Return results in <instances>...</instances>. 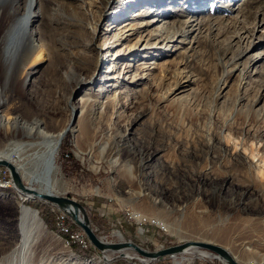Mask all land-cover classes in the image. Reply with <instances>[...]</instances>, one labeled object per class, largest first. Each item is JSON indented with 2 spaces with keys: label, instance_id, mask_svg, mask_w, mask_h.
Returning a JSON list of instances; mask_svg holds the SVG:
<instances>
[{
  "label": "rangeland",
  "instance_id": "374dc122",
  "mask_svg": "<svg viewBox=\"0 0 264 264\" xmlns=\"http://www.w3.org/2000/svg\"><path fill=\"white\" fill-rule=\"evenodd\" d=\"M17 1L23 14L28 1ZM148 1L136 6L113 0L108 6V0H36L31 29L39 35L38 52L7 87L0 65V111L19 125L11 140L0 128V152L28 140L23 125L38 123L54 134L66 129L55 160L66 190L60 196L85 207L100 238L132 241L149 251L212 244L202 240L208 238L244 264H264V0H211L196 11L188 0ZM156 2L154 16L137 17ZM10 10L9 4L0 7V38ZM203 19L210 27L185 41L157 36L151 40L157 47L147 53L128 52L114 64L120 79L77 88L81 77L109 75L114 60L99 68L97 61L102 45L122 31L119 25L134 30L113 53L139 38L144 48L162 25ZM145 65L156 69L139 71ZM181 82L185 89L172 96ZM102 87L107 92L100 97ZM85 95L90 101L82 102ZM12 159L21 163L16 154ZM20 205L37 210L46 225L36 264H144L118 254L105 261L60 208L15 188L0 194V264L18 242ZM127 213L148 218L143 232ZM150 264L227 263L195 249Z\"/></svg>",
  "mask_w": 264,
  "mask_h": 264
},
{
  "label": "bare ground",
  "instance_id": "6f19581e",
  "mask_svg": "<svg viewBox=\"0 0 264 264\" xmlns=\"http://www.w3.org/2000/svg\"><path fill=\"white\" fill-rule=\"evenodd\" d=\"M27 1L28 2L26 4V8L23 14H19L16 11V7H18L17 0H2L0 2L1 8L2 7L4 8V6L7 4H9V6L11 7V10L8 12L9 23L7 26V30L5 31L4 35H2V37L0 38V65L4 68L5 71L6 87L9 84V82L15 78L16 69L17 68L23 69L24 67L25 70L26 65L33 59L34 55L38 52V49L41 46L39 42L38 33L31 29L33 19L37 17L35 12V8L37 7L36 0H27ZM122 1L126 2V0H122ZM209 1L211 0H188V2H190L188 7L191 10L196 11L197 8L199 7L202 8L203 5ZM112 2L113 0H108L107 5L110 6ZM148 2H149L148 0H133V4L136 6L147 5ZM159 7L160 5L156 2L155 6L149 8L148 11L146 12H142L138 14L137 17L144 20L149 19L155 15ZM188 7L187 9H189ZM123 11H126V9ZM112 14L118 15L115 16L117 17L116 19L118 18L120 19V15H121L120 13L114 12ZM155 21H159V20H153L149 23H153ZM222 22L223 24L225 23L224 20ZM210 23H211L210 20L203 19L201 22H196V23L195 20L183 22V24L178 27H176V25L168 26L167 24H165L159 27L158 29H156L155 34H153L152 32V35L151 34L148 35V39L145 40L146 44L144 48H141L142 47L141 43L143 38H139L136 42L131 43L130 47H128V50L121 49L120 51L113 53L114 50L119 46V43L122 40L127 39L126 32H128L129 30H134V26H131V28L127 30L128 24L123 23L119 25V27L117 28L120 31L122 29V31L119 32L118 36L117 35L114 36L113 39H115V41L114 42L107 41L100 48V53L97 61L98 68L102 63L105 64L108 61L114 60L113 64L109 67L108 72H106L109 75L100 79L96 76V73L88 77H84V78L81 77L78 80L77 88H85L88 86L94 87L96 84L99 83H106L107 85L110 82H114L120 79L121 76L115 74L116 73L115 69H117V65H114L115 62L121 60L123 56H127L128 52H131L135 48H137L136 52L137 51L146 52L151 47H157L156 45L154 46V44L151 43V40H153L157 36L169 42L178 41L177 38L179 36H184V41H185V38H187L188 35L193 34L196 31L199 32L202 31L204 26H206V24H208V26L210 27L209 25ZM146 25L148 24H145V27ZM225 28L227 27L225 26ZM98 32L99 29L97 28L95 30V33L97 34ZM209 32H212V30L210 29ZM235 37L238 38L239 42L244 41V37L242 35L238 34ZM101 38L102 37L100 36V39ZM41 56L42 55L40 54L38 58H40ZM259 61L261 60L258 59L256 60L255 58L254 62L259 63ZM145 66L146 67L139 69V71H145V69H148V71H153L154 69H156V68H151V66L148 65ZM130 67L131 66H127L126 70L130 69ZM129 72L130 71L128 70L126 73ZM26 75L27 78L29 79V76L31 74L27 72ZM184 83L181 82L178 85L176 91L173 93L172 96H174V94L177 91L185 89L186 86ZM25 84L27 85V81L25 82ZM105 88L106 87H102V89L99 90L100 97L104 96V94L107 92ZM217 100H220V95L217 96ZM88 101H90V98L88 97V95H85L82 98V102H88ZM0 128L4 129V134H3L4 139L11 140L12 137L16 136L17 134L16 132L19 129V125L18 123L10 122V118L2 114V111H0ZM20 129H22V135L24 137H27L28 140L24 142L23 141L11 142L10 146L12 147L10 149H8L5 152H0V160H5L13 164L16 167L17 171L19 172L22 181L24 179L34 187L37 186V189L31 186L29 187L25 185L23 181L24 185L35 191V193L41 195H50V196H60L63 193H65L66 190H65L64 180L61 178H57L59 171H58V167L56 166L55 160L58 154L60 144L64 139L65 134L68 132V130L66 129L62 130L61 132H58L56 134L47 133L38 123L35 124L34 126L23 125ZM13 154L18 155L21 158L20 164H17V162H15L12 159ZM14 186L13 185L7 186L6 183H0V194L4 195L5 193L15 188L18 192H20V194H23L28 198L41 200L38 197H36L34 194H25ZM19 209H20L19 217H18L19 239L15 248L12 251H10V253L5 255L4 264H36L38 262L36 257V249L47 235L46 225L43 222V220L40 218L39 213L37 211H34L33 209L26 207L24 205H20ZM64 213L67 214L66 212ZM133 215L138 220L140 219L142 221H148V218L147 219L142 218L140 215H135L134 213ZM61 224L59 226H61ZM62 226H63L61 227L62 231H65L67 233L70 232V230L64 227L63 224ZM170 231L171 233H174L172 228ZM140 232L142 231L140 230ZM117 236L120 237V239H122L120 234H117ZM72 238L73 239L76 238V240L80 242V237L78 235L76 236L72 235ZM100 240L103 243H106L107 245H120V244L129 243V242L111 243L105 241L102 238H100ZM202 240L204 242H209L215 245L214 239L204 238ZM188 243H194V242H188ZM195 249L205 250L198 247H191L187 249L183 254H188ZM205 251L209 252L207 250ZM110 254H118L119 257L122 256V258L125 257L131 260L136 259L138 257L141 258V256H139V254H137V252L132 248H123L122 250H118V251L107 250L103 254L105 261L109 262L108 255ZM183 254L171 255L168 257H175L177 255H183ZM206 256H208V254ZM211 256L219 260L214 253H211ZM234 259H236L239 264H244V262L241 261L239 258L235 257ZM143 260H145V264H148L150 262L149 259L144 258Z\"/></svg>",
  "mask_w": 264,
  "mask_h": 264
},
{
  "label": "water",
  "instance_id": "95a60500",
  "mask_svg": "<svg viewBox=\"0 0 264 264\" xmlns=\"http://www.w3.org/2000/svg\"><path fill=\"white\" fill-rule=\"evenodd\" d=\"M0 166L5 167L10 171L13 183L15 187H17L20 191L25 194H34L39 199L50 202L51 204L60 208L63 212H66L74 221V223L87 234V237L90 240L91 244L103 254L107 250L118 251L122 250L123 248H132L137 252V254H139V256H141V258L138 257L133 260H141L145 264V260H143L145 258L150 260V262L148 263L150 264L155 261L161 260V258H166L168 256L176 254H183L187 249L191 247H198L214 253L221 262H225L227 264H239L224 248L207 243H185L168 248H163L157 251H149L132 241H130L128 244L107 245L106 243H103L96 234L92 226L91 219L82 204L68 197L37 194L35 193V191L24 185L19 172L13 164L5 160H0Z\"/></svg>",
  "mask_w": 264,
  "mask_h": 264
},
{
  "label": "built area",
  "instance_id": "2783aa9c",
  "mask_svg": "<svg viewBox=\"0 0 264 264\" xmlns=\"http://www.w3.org/2000/svg\"><path fill=\"white\" fill-rule=\"evenodd\" d=\"M0 183H6L7 186L9 185H14L13 180L11 178V173L9 172L8 169H6L5 167L0 166ZM127 216L129 218V220H135L137 222V224H139L140 226V230L143 232V226L144 224L148 223V221H142V220H138L133 213H127Z\"/></svg>",
  "mask_w": 264,
  "mask_h": 264
},
{
  "label": "trees",
  "instance_id": "16d2710c",
  "mask_svg": "<svg viewBox=\"0 0 264 264\" xmlns=\"http://www.w3.org/2000/svg\"><path fill=\"white\" fill-rule=\"evenodd\" d=\"M49 228H50V226H49ZM67 236H69V235H67ZM78 250V249H77ZM79 251V250H78ZM85 256H87V254H85Z\"/></svg>",
  "mask_w": 264,
  "mask_h": 264
}]
</instances>
